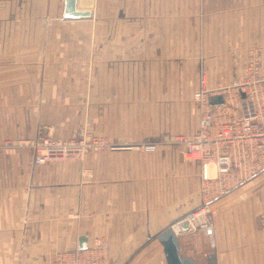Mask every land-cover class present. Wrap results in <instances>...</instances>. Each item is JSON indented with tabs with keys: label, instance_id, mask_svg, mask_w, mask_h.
I'll return each instance as SVG.
<instances>
[{
	"label": "crops",
	"instance_id": "obj_1",
	"mask_svg": "<svg viewBox=\"0 0 264 264\" xmlns=\"http://www.w3.org/2000/svg\"><path fill=\"white\" fill-rule=\"evenodd\" d=\"M149 1L78 0L80 8L93 9V19L64 21L61 0H0V264H63L62 252L101 264H167L155 236L171 225L179 255L197 264H264L261 173L242 176L212 198L211 232L200 229L190 238L183 219L208 195L199 189L200 164L186 157L181 143L158 138L128 146L132 135L115 134L114 148L33 164L27 141L40 123L60 138L73 137L84 123L95 135L108 126L91 78L70 70L71 45L63 46L62 58H49L54 32L49 34L48 21L70 22L65 42V36L89 34L86 21H92L95 41L149 35L143 15H149ZM86 44L87 38L78 46L86 51ZM39 66L45 68L40 85ZM179 221L186 227L177 229Z\"/></svg>",
	"mask_w": 264,
	"mask_h": 264
},
{
	"label": "rangeland",
	"instance_id": "obj_2",
	"mask_svg": "<svg viewBox=\"0 0 264 264\" xmlns=\"http://www.w3.org/2000/svg\"><path fill=\"white\" fill-rule=\"evenodd\" d=\"M146 6L145 2L144 10ZM148 6L149 15H143L149 18V35H102L95 41L92 21H86L90 33L65 36L70 39L65 42L62 33L70 22L48 21L49 34L54 32L49 58H62L63 46L71 45L70 70L77 77L91 78L101 99V119L111 125L101 135L112 143L117 141L115 134L132 135L128 146L160 141L164 134L189 137L199 127L202 105L194 93L203 79L204 87L212 89L264 78V0H150ZM146 19L137 23L140 28L146 26ZM86 38L84 51L78 44ZM41 39L39 47L44 43ZM44 74L45 68L39 66V85ZM254 173L264 177V166L247 169L238 179L219 177L212 167L208 196L194 212L206 209L203 218L208 221L211 199L241 183L242 176ZM199 189L203 191L201 182Z\"/></svg>",
	"mask_w": 264,
	"mask_h": 264
},
{
	"label": "built area",
	"instance_id": "obj_3",
	"mask_svg": "<svg viewBox=\"0 0 264 264\" xmlns=\"http://www.w3.org/2000/svg\"><path fill=\"white\" fill-rule=\"evenodd\" d=\"M248 86L250 89L247 90ZM218 94L223 96V103L209 104L210 97ZM194 97L202 105L197 131L189 137L164 134L160 141L184 145L186 157L200 164L201 186L208 195L212 167L219 177L237 179L247 169L253 171L264 166V78L212 89L204 87L202 81ZM27 142L33 151L34 165L50 160L81 158L90 150L115 147L106 137L91 133L86 124L79 126L75 135L66 139L54 136L47 126L40 125L35 137ZM205 213L206 209L201 208L183 219L188 236L197 229L211 232L210 223L203 218ZM181 228L179 225L177 229ZM101 244L102 241L95 242L97 246ZM58 255L63 264H101L98 259L84 255L70 258L67 253Z\"/></svg>",
	"mask_w": 264,
	"mask_h": 264
},
{
	"label": "water",
	"instance_id": "obj_4",
	"mask_svg": "<svg viewBox=\"0 0 264 264\" xmlns=\"http://www.w3.org/2000/svg\"><path fill=\"white\" fill-rule=\"evenodd\" d=\"M93 9L80 8L78 0H61V20H90L93 19ZM223 103V96L221 94L210 97L209 104L217 105ZM172 226L163 229L155 237L163 245L165 258L167 264H197L196 261L188 258L181 257L178 253V240L176 233L173 231ZM181 227L185 228L186 225L181 223ZM84 238L79 239V248L85 247Z\"/></svg>",
	"mask_w": 264,
	"mask_h": 264
},
{
	"label": "bare ground",
	"instance_id": "obj_5",
	"mask_svg": "<svg viewBox=\"0 0 264 264\" xmlns=\"http://www.w3.org/2000/svg\"><path fill=\"white\" fill-rule=\"evenodd\" d=\"M181 225V224H180Z\"/></svg>",
	"mask_w": 264,
	"mask_h": 264
}]
</instances>
